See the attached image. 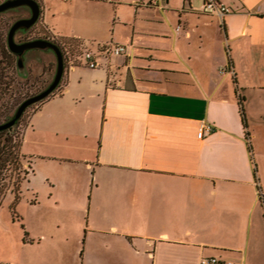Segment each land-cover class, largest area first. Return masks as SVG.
<instances>
[{"label": "crops", "instance_id": "1", "mask_svg": "<svg viewBox=\"0 0 264 264\" xmlns=\"http://www.w3.org/2000/svg\"><path fill=\"white\" fill-rule=\"evenodd\" d=\"M221 1L223 17L204 0H42L55 34L95 52L127 46L97 68L70 66L24 132L45 206L60 212L66 197L86 217V234L55 248L61 264H264V0ZM57 62L49 47L26 49L18 78ZM204 122L215 129L200 138ZM9 224L0 216V264H51L34 249L47 240L53 252L55 234L29 226L22 243Z\"/></svg>", "mask_w": 264, "mask_h": 264}, {"label": "trees", "instance_id": "2", "mask_svg": "<svg viewBox=\"0 0 264 264\" xmlns=\"http://www.w3.org/2000/svg\"><path fill=\"white\" fill-rule=\"evenodd\" d=\"M6 1L8 0H0V4ZM36 1L41 8L39 18L32 24L20 25L14 33L15 41L22 43L35 39H42L55 44L60 48L64 55V72L58 85L49 95L27 106L22 115L17 118L16 122L12 126L0 130V205L3 198L8 192L14 193L15 203L19 201L22 193V183L26 180L28 174L33 171L31 160L28 161V168L26 167V158L29 157L22 152L24 132L30 122L29 119L28 123L23 124L28 109L36 105L37 108L34 110V112H36L47 100L56 95H61L65 86L67 85L66 70L70 66L82 64L83 55L85 51L88 50L85 43L78 38L63 37L55 34L53 30L41 19L44 11L42 0ZM28 6L30 7V5ZM30 9L32 16L33 10L31 7ZM7 10L8 9L0 11V14ZM22 18L27 17L19 16L17 18H14V20H12L11 22L4 21V31L6 33H0V124L6 123L13 119L20 105L27 98L47 89L55 80L59 69L58 60L55 71L49 73V75L44 74L32 79V81H34V79H42L41 85L37 87V89L33 93H26L20 99H14L16 101H14L11 106L8 105L6 99L8 98V96H10V98L13 97V91L15 88L14 85L18 82L15 73H17L19 55L21 54L11 50L9 46L8 36L13 24ZM77 46H80L82 49L81 54H79L78 56L79 61H76L77 59H74V51L75 47ZM47 47L55 50L51 46ZM29 169H31V171ZM25 235L27 236V232L25 233ZM25 240H27V238H25Z\"/></svg>", "mask_w": 264, "mask_h": 264}, {"label": "rangeland", "instance_id": "3", "mask_svg": "<svg viewBox=\"0 0 264 264\" xmlns=\"http://www.w3.org/2000/svg\"><path fill=\"white\" fill-rule=\"evenodd\" d=\"M28 7V4L24 3L18 6L8 8L7 11L1 13L0 33H6L4 31V21L11 22L12 20H14V18H17L19 16H26V10L28 9ZM24 51H26V49L21 52L19 57H22ZM81 51L82 49L80 46L75 47L74 59H77L76 61H79L78 56L79 54H81ZM15 76L18 82L14 85L15 88L13 91V97L10 98V96H8V98L6 99L9 106H11L14 101H16L14 99H20L26 93H33L37 89V87L41 85L42 81V79H34V81H32V79L28 81L20 80L18 78L17 73H15ZM36 108L37 106L34 105L28 109L23 124L29 122L30 116ZM29 160V158H26L27 168ZM33 167L35 169V173L33 174L32 172H30L26 180L22 183V193L19 201L15 203V195L12 192H8L3 198L0 205V216L3 219V223L5 221L6 223H10L9 225H15V227L21 232L22 243L25 238H27L28 240V238H30L31 236L28 230L29 226L33 227L32 230L34 232L36 231V229L42 226L46 229V231H49V233L55 234V238L53 240V252L49 250L51 246L46 242L47 240H42V244H39V246L36 247L34 250L36 251V254H39L42 257L41 259L45 258L47 262H50L51 264H61L63 261L60 259L59 252L55 248H58L59 250H61L62 248H64L65 250H69L73 245V238L75 237L76 233H78V230L80 234H82L83 232L82 235L84 236L87 231L86 223L80 232L78 225V217L81 221H86V217H84V215L83 217H81L77 213L76 218V216H74L76 214L72 211V204L74 201L69 198L67 200L66 197L63 199L64 203L61 205L60 212L55 211L53 207H51L52 209L46 207L45 205L48 202V195H46L45 188L48 185V181L46 180L44 174L41 171L37 170V160H34ZM29 170L31 171V169ZM36 198L38 202H42L41 208H39V212H37L36 207L33 206V200H36ZM40 213L42 214L39 215ZM52 215L54 216V218H52ZM40 219L42 220L40 221ZM45 219L54 220H51L50 225H46L47 222ZM135 230L139 229L135 228ZM26 232L27 236L25 235ZM33 236H35V238H38L36 237L38 235ZM83 238L80 239L82 246L84 242ZM140 246L143 249L145 248V241L143 239L140 242ZM26 254H29V252H27ZM137 262L138 264H152L153 261L148 258V256L141 254Z\"/></svg>", "mask_w": 264, "mask_h": 264}, {"label": "water", "instance_id": "4", "mask_svg": "<svg viewBox=\"0 0 264 264\" xmlns=\"http://www.w3.org/2000/svg\"><path fill=\"white\" fill-rule=\"evenodd\" d=\"M24 3L30 5V7L33 10V15L31 17L19 19L18 21H16L13 24V26L9 32V36H8L9 46H10L11 50L16 52V53H21V52H23V50H25L27 48L51 46L55 49V51L58 55L59 69H58L57 76H56L55 80L53 81V83L44 91H42L38 94H35V95L27 98L25 101H23V103L20 105L15 117L6 123L0 124V130L5 129L9 126H12L16 122L17 118L22 115V113L27 108V106H29L30 104L42 99L43 97L49 95L55 89V87L58 85V83H59V81L63 75V72H64V55H63L62 51L60 50V48L58 46H56L55 44H52L50 41L42 40V39H35V40L26 41V42H22V43H18L15 41L14 33H15L16 29L20 25L32 24V23L36 22L40 16L41 8H40V6L36 0H8V1L0 4V11H3V10H6L8 8L18 6V5H21Z\"/></svg>", "mask_w": 264, "mask_h": 264}, {"label": "built area", "instance_id": "5", "mask_svg": "<svg viewBox=\"0 0 264 264\" xmlns=\"http://www.w3.org/2000/svg\"><path fill=\"white\" fill-rule=\"evenodd\" d=\"M201 11L204 13L217 14L220 17H223L227 13L232 11V8L226 4H224L221 0H204ZM98 51L86 50L83 55V61L90 68H97L100 66L101 62L100 56H112V55H120L127 52V46L124 44H114V43H100L98 46ZM215 127L213 124L209 122H204L198 132V137L203 138L204 136L212 133ZM202 264H220L218 258L212 257L207 258L204 257L201 261Z\"/></svg>", "mask_w": 264, "mask_h": 264}, {"label": "flooded vegetation", "instance_id": "6", "mask_svg": "<svg viewBox=\"0 0 264 264\" xmlns=\"http://www.w3.org/2000/svg\"><path fill=\"white\" fill-rule=\"evenodd\" d=\"M19 43V42H18ZM35 78V77H34Z\"/></svg>", "mask_w": 264, "mask_h": 264}]
</instances>
